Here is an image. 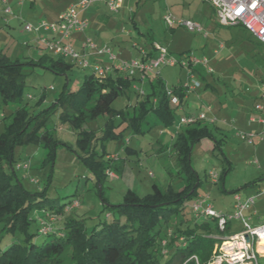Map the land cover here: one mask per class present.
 I'll return each mask as SVG.
<instances>
[{"label": "rangeland", "instance_id": "374dc122", "mask_svg": "<svg viewBox=\"0 0 264 264\" xmlns=\"http://www.w3.org/2000/svg\"><path fill=\"white\" fill-rule=\"evenodd\" d=\"M25 1L27 5L29 0ZM67 1L38 0L36 10L32 13L29 14L26 6L23 21L35 22L41 18L50 20L51 12L60 11ZM123 6L127 11H124L119 24L116 25L117 19L114 18L107 26L111 31L119 29L114 35L120 38L101 41L99 46L108 44L118 60L140 59L142 48L145 51L153 48L146 38V32H150L151 39L164 45L174 58L187 55L185 58L193 56L208 60L207 65L191 64V76L179 62L161 65L155 70L170 86L177 82L191 84L197 80L199 86L188 92L189 101L200 104L202 110L207 111L212 107L214 115H225L228 119L227 123H220L223 130H213L212 137H204L191 146L190 165L201 183L197 186V193L187 199L183 215L187 219L194 217L192 204L197 195L205 197V203H211L216 212L234 215L237 201L234 195L237 194L242 201L246 197H254L255 203L243 210V215L249 216L252 224L264 223V126L247 123V116L253 113V95L258 94L259 85L264 83V44L239 24L219 23L215 8L206 0H124ZM105 13L108 16L116 15L108 11ZM167 13L174 18L199 22L202 31H189L177 23L168 27L163 19ZM4 17L0 13V49L11 55L12 59L19 60H27L32 52L38 53L39 50L30 49L29 44L27 46L15 40L24 22L20 19L19 23L10 22L15 27L13 29L2 21ZM129 30L132 31L130 37ZM101 56L103 63L111 62L108 54ZM23 68L27 75L21 99L0 104V132L4 129L3 121L9 120L8 117L2 120L3 114L8 115L14 108L25 105L35 112L50 111L45 127L58 143L51 159H45V151L39 145L16 144L10 166L5 165L4 169L7 172L14 169V178H18L30 192L44 188L46 196L58 199V205L66 203L60 214H51L47 210L31 213L35 219L41 220L44 226L42 231L48 227L44 221L56 227L71 218H84L85 227L90 230L100 220L108 219L104 203H120L128 188L139 194L151 191L153 182L160 187L171 185L176 190L181 188L176 152L171 143L172 135L180 130L177 125L182 109L176 110L173 122L169 125H165L153 110L145 111L139 118L138 129L120 115L114 113L111 116L106 111L84 123L82 128L96 129L92 143L93 156L104 160L111 157L110 169L116 174L114 177L107 175L103 180L101 194L100 187L94 183L92 170L78 155L80 148L76 139L83 134L70 122L61 121L58 117L60 108H53L55 98L64 87L77 89L83 76L93 71L92 67L89 65L84 68L75 63L66 74L55 73L40 65L24 64ZM135 87L143 90L144 94H140ZM131 88L118 95L110 106L113 110H123L126 118L139 114L138 103L146 98L150 84L147 79L135 80ZM42 93L45 95L44 100L38 102ZM231 108L244 109L245 116L240 118L241 123L235 117L236 122L229 123ZM110 117L112 120H109ZM242 134L246 139L241 138ZM249 135H252V140ZM17 165L21 167L17 168ZM211 170L219 177L216 183L208 175ZM36 223L33 221L31 228L35 233L33 237L39 242L45 236L35 230ZM242 226L241 219L233 216L228 229L239 231ZM18 237V234L5 236L2 244L11 239L18 240ZM258 264H264V255L259 256Z\"/></svg>", "mask_w": 264, "mask_h": 264}, {"label": "trees", "instance_id": "16d2710c", "mask_svg": "<svg viewBox=\"0 0 264 264\" xmlns=\"http://www.w3.org/2000/svg\"><path fill=\"white\" fill-rule=\"evenodd\" d=\"M146 33L148 42L153 44L150 32ZM140 59L146 60L144 55ZM24 64L40 65L55 73L66 74L75 62L48 52L36 60L12 59L0 49V104L21 99L27 75ZM138 79L136 75L114 68L103 75L92 71L83 76L77 89L64 87L55 98L53 108H60L59 119L70 122L83 134L76 139L80 148L78 155L92 170L94 183L100 187L101 194L112 158L104 160L93 156L96 129H84V123L106 111L111 116L114 113L120 115L137 127L143 113L153 110L165 125H169L178 107L187 101L190 91L187 85L177 82L170 86L159 73H155L150 91L138 103L139 114L126 118L123 110H113L110 106L124 90L132 89L133 82ZM167 85L177 102H172L168 96ZM44 96L42 93L38 102L44 100ZM49 113L47 110L35 112L24 105L1 118L8 117L9 120L3 121L4 129L0 132V264H207L214 245L221 240L220 236L237 232L229 231L230 220L221 229L215 218L201 219L194 215L187 219L183 215L187 199L197 193V186L201 183L190 165L191 146L204 137H212V131L217 130L216 126L200 121L177 130L171 143L176 152L177 174L181 177L180 189L171 185L160 187L156 182L152 183L151 191L144 194L128 188L120 203L104 201L108 219L100 220L90 230L86 229L84 218H71L56 227L44 221L48 227L42 231L41 220L35 219L31 213L47 210L51 214H60L66 203L58 205V199L46 196L44 188L30 192L18 178H14V169L7 172L4 167L10 166L16 144L39 145L45 151V159L52 158L58 140L45 127ZM33 221L37 222L35 230L45 236L39 242L33 237ZM16 234L18 240L11 239L2 244L3 237Z\"/></svg>", "mask_w": 264, "mask_h": 264}, {"label": "built area", "instance_id": "2783aa9c", "mask_svg": "<svg viewBox=\"0 0 264 264\" xmlns=\"http://www.w3.org/2000/svg\"><path fill=\"white\" fill-rule=\"evenodd\" d=\"M97 2H103L109 11L118 12L123 5L124 0H75L64 8L58 15L55 21H46L44 19L38 21L36 24L24 23V29L28 31H44L49 35L39 39V44L43 46L47 51H51L56 55L70 59L73 62L81 65L82 67L91 66L93 72L97 75H103L111 69H117L121 72H125L129 75H135L136 71L140 72V77H145L147 71H152L161 65H175L179 62L181 66L185 67L189 75L191 76L190 66L192 62L203 63L207 65L206 59H197L195 57L178 56L174 58L169 55L167 48L161 44L154 43L155 53L151 61H143L141 59L118 60L116 55L106 45L103 47L97 46L90 38L84 40V48H93L96 54H108L111 62L101 63L98 61L89 62L85 58V52H80L75 49L67 39L74 31H83L88 26V20L86 18L79 17V13L88 8L92 4ZM208 1L216 11V16L219 23L223 25H242L252 36L258 41L264 44V0H206ZM5 13H11L9 7L5 8ZM164 21L167 26L172 27L175 23L181 24L189 31L201 32L202 26L199 22L188 18H174L171 14L164 15ZM187 59V60H186ZM209 70H211L209 68ZM159 71L156 70V74ZM188 86L189 90H193L199 86V82L196 80L193 83H184ZM143 94V90L135 87ZM168 96L172 102H177V98L171 92L170 87L167 85L165 88ZM261 101L255 103L254 109L259 113H264V83L261 86ZM178 109H182L179 106ZM205 112L198 113H182L178 129L189 124H194L197 121L205 119ZM253 121L254 118L249 119ZM260 122H264L263 117H259ZM210 121H214V118H210ZM264 132V130H263ZM264 134V133H263ZM250 140H252V135ZM242 139H246L245 135H241ZM106 174L109 177H114L116 174L111 170H106ZM208 175L211 176L212 181L218 179V175L213 170L209 171ZM264 192V187L262 189ZM235 209L234 215H224L223 213L216 212L213 209L211 203H205V197H197L192 204V211L196 217H212L216 219V224L219 228L224 229L227 220H230L233 216L238 217L242 221V228L231 234H223L220 236L221 240L214 245L211 257L207 264H258L259 256L264 255V244L260 243V236L258 231H264V223L252 224L249 217L243 215V210L249 205L254 203V197H247L243 201L238 195H235ZM245 235L249 236V239H245Z\"/></svg>", "mask_w": 264, "mask_h": 264}, {"label": "crops", "instance_id": "0c3cea01", "mask_svg": "<svg viewBox=\"0 0 264 264\" xmlns=\"http://www.w3.org/2000/svg\"><path fill=\"white\" fill-rule=\"evenodd\" d=\"M74 1L75 0H68L66 5L60 11H52L51 12L52 16L50 17L51 18L50 20H46V19H44V20H46V21H55L58 18L59 13L64 8H66L69 4L73 3ZM26 3L27 2L25 0H0V13L2 14V16L3 15L5 16L4 18H2V21L5 22L8 25V27H11V28L14 29L15 27H12L10 25V22L19 23L18 19L23 21L22 17L24 16L23 14H24V11L26 9V6L28 7V11H29V14H30L34 10H36L37 4H38V0H29L27 5H26ZM123 5H124V1H123ZM123 5H122V7L120 8V10L118 12H112V13L116 14L115 16H108L107 13H105V12L108 11V12L111 13V11L108 10V8L106 7V5L103 2H97L96 1V3L92 4L91 6H89L88 8L84 9L83 11H81L79 13L80 14L79 17L86 18L88 20V26L86 27V29L83 30V31H74L73 33H71V35L67 39V42L70 43L78 51L83 52V53L85 52L84 56L89 62L98 61L99 60V62L103 63L101 61V57L102 56L100 54H96L94 52L93 48H84L82 43L84 42V40L86 38H90L97 46H99V43L101 41L108 40V39L112 41L114 39L117 40L118 38H120V36L114 35L115 32H119V29H116L115 31H111L110 29L107 28V26L111 22V20L114 19V18L117 19L116 20L117 21L116 25L119 24L120 19L123 18L124 11H127V8H125ZM6 7L10 8L11 13H5L4 10H5ZM14 9H16L17 11H15ZM163 19H164V17H163ZM40 20H42V18L38 19L35 22L28 21V20L27 21H28V23L36 24ZM27 21L24 20L23 22L26 23ZM133 25L135 26V23H133ZM88 32H89V34H88ZM131 34H132V31L129 30L128 31V36L130 37ZM47 35H49V34L44 32V31H28V30H25L24 29V25H23L22 26V30L18 29V35L15 37V40L17 39V41L19 43L26 44L27 46L29 44L30 45V49L35 48V49L39 50L38 53H35V52L30 53V56H29L28 59L36 60L41 55H43L44 52H48L50 55H53V56L57 57V55L55 53H53L51 51H47L46 49L43 48V46H41L39 44V39L42 38V37H45ZM204 35H207V33H205ZM147 40H149V39H147ZM154 43L161 44L159 42H154V40H153V44H152L153 45V48H152L153 52H152V54L149 53L152 50L151 51H145L144 48L141 49V54L145 56V58H146L145 61H147V62L151 61V59L154 56V53H155ZM220 46H223V45L221 44ZM34 51H36V50H34ZM8 56H11V55H8ZM134 59H138V58H134ZM193 63L194 62H192V65H193ZM135 73H136L135 75L140 78L138 80L143 81L144 79H147L149 81V84H151V81L153 80V78H155L156 70L154 69L152 71H147L145 77H143V78L140 77V72L136 71ZM159 75H160V73H159ZM261 86H262V83L259 85L258 94L253 95L254 101H253V106H252L253 109L252 110H253V113H256L257 115L254 116L253 113L252 114L250 113L251 115L249 114L250 116H247V120H248L247 123H250V124L256 123L259 126H261V125L264 126V122H260L258 120L259 117H263L264 118V113L261 114V113H259L258 111H256L254 109L255 103L260 102L262 100L261 99ZM189 100H190L189 96L187 95V101L182 106V112L183 113L205 112L206 113V117H205V119L201 120L200 122L206 123V124L211 125V126H216L217 127V131L220 130V129L223 130L221 128V124L222 123H227V120H228V119H226L224 117L225 115H219V114L218 115L217 114L214 115V113L212 112V107L211 108L209 107L207 109V111L206 110H202L201 107H200V104H198V103H196L194 101H189ZM187 105H190V107H186ZM198 108H200V110H198ZM178 110H181V109H178ZM229 114H231L230 115L231 119H229V123H235L236 120H237L235 118H238V121L241 123L242 120H240V118L245 116L244 109H242V108H239V110H234V109L231 108ZM251 117L254 118L253 121L249 120ZM210 118L211 119L214 118V121L211 122ZM173 139H174V134L172 135V141H173ZM160 144H161V141H160ZM131 150L135 151L133 148H131ZM218 180H219V177H218V179L216 181H213V182L216 183ZM235 195H237V194H235ZM235 195H234V198H235ZM197 197H198V195H197ZM246 217H249V216H246ZM230 232H232V231H230Z\"/></svg>", "mask_w": 264, "mask_h": 264}, {"label": "clouds", "instance_id": "9594fccd", "mask_svg": "<svg viewBox=\"0 0 264 264\" xmlns=\"http://www.w3.org/2000/svg\"><path fill=\"white\" fill-rule=\"evenodd\" d=\"M257 234L260 236V243L264 244V231H258ZM261 251H264V249H261Z\"/></svg>", "mask_w": 264, "mask_h": 264}, {"label": "water", "instance_id": "95a60500", "mask_svg": "<svg viewBox=\"0 0 264 264\" xmlns=\"http://www.w3.org/2000/svg\"><path fill=\"white\" fill-rule=\"evenodd\" d=\"M245 239L248 240L249 239V236L248 235H245Z\"/></svg>", "mask_w": 264, "mask_h": 264}]
</instances>
